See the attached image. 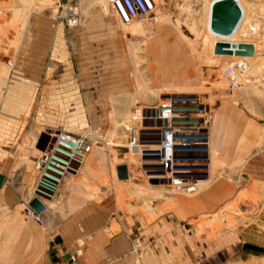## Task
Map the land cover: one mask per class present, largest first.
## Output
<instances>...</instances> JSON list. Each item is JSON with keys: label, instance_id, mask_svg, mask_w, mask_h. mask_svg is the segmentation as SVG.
<instances>
[{"label": "rangeland", "instance_id": "rangeland-1", "mask_svg": "<svg viewBox=\"0 0 264 264\" xmlns=\"http://www.w3.org/2000/svg\"><path fill=\"white\" fill-rule=\"evenodd\" d=\"M215 1L156 0L152 16L125 23L108 0H0L3 15L19 8L24 17L49 16L54 44L53 62L13 64L20 72L13 81L29 93L33 109L22 115L17 141L4 146L14 151L20 174L55 133L86 135L94 142L90 155L99 151L108 162L109 151H118L132 167L105 165L102 184L164 186L166 211L181 200L182 263L193 247L196 264H264L247 258L264 256V249L247 246L264 247V0H239L243 15L229 36L212 28ZM60 4L77 10L76 25L57 16ZM33 27L23 32L22 54L39 40ZM218 40L250 41L255 52L221 58ZM235 60L242 66L238 82L225 73ZM173 91L196 92L214 107L211 175L194 192H176L167 179L152 177L126 147L132 106Z\"/></svg>", "mask_w": 264, "mask_h": 264}, {"label": "crops", "instance_id": "crops-1", "mask_svg": "<svg viewBox=\"0 0 264 264\" xmlns=\"http://www.w3.org/2000/svg\"><path fill=\"white\" fill-rule=\"evenodd\" d=\"M26 14L17 8L0 20V172L5 175L0 187V264H67L74 253L84 264H184L179 198L166 211V200L159 196L164 186L102 184L105 168L114 160L132 168L118 151H109L108 162L99 151L90 152L76 165L78 170L53 186L39 183L38 158L17 174L14 151L4 144L17 141L22 115L33 109V103L20 81H13L20 80L13 64L54 61L51 19ZM29 24L39 40L28 44L31 53L25 55L22 36ZM35 198L43 204L41 209L31 204ZM30 204L42 212L43 221L27 213ZM248 254L249 259H264L256 252ZM188 264H196L193 247Z\"/></svg>", "mask_w": 264, "mask_h": 264}, {"label": "built area", "instance_id": "built-area-1", "mask_svg": "<svg viewBox=\"0 0 264 264\" xmlns=\"http://www.w3.org/2000/svg\"><path fill=\"white\" fill-rule=\"evenodd\" d=\"M108 1L125 23L152 16L157 6L156 0ZM59 6L57 16L66 19L69 25H76L77 10L73 6ZM2 15L0 8V19ZM250 30L255 31L254 27ZM236 63L225 69L233 82H238L242 68ZM213 122L214 107L210 102L193 91H173L158 100L137 102L132 106L125 121L126 147L140 155L152 177L167 179L176 192H194L211 175ZM93 144L86 135L55 133L38 157L39 183L53 186L65 174L78 170L76 165L92 151ZM27 213L43 221L42 212L31 204ZM67 264L84 263L74 253Z\"/></svg>", "mask_w": 264, "mask_h": 264}, {"label": "water", "instance_id": "water-1", "mask_svg": "<svg viewBox=\"0 0 264 264\" xmlns=\"http://www.w3.org/2000/svg\"><path fill=\"white\" fill-rule=\"evenodd\" d=\"M242 15L243 10L239 0H216L213 6L212 28L221 35L229 36L236 31ZM215 52L221 54L253 55L255 45L250 41L218 40ZM4 180L5 175L0 172V187L3 185ZM31 204L38 209L43 207L39 198H35ZM247 246L257 250L264 249V247L252 243H248Z\"/></svg>", "mask_w": 264, "mask_h": 264}, {"label": "bare ground", "instance_id": "bare-ground-1", "mask_svg": "<svg viewBox=\"0 0 264 264\" xmlns=\"http://www.w3.org/2000/svg\"><path fill=\"white\" fill-rule=\"evenodd\" d=\"M219 55L221 54V53H218ZM219 55H217L216 54V56H219ZM222 55V57L221 58H232V57H230V55H232V54H221ZM236 55H238V54H236ZM244 56H246V58L245 59H247L248 57H247V55H244ZM220 57V56H219ZM234 58V57H233ZM233 64V63H232ZM242 67V66H241ZM242 71V68H241V70L238 72V74L239 75H241V72ZM204 181H207V180H204ZM203 182V181H202Z\"/></svg>", "mask_w": 264, "mask_h": 264}]
</instances>
